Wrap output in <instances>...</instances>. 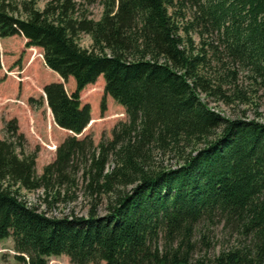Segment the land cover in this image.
<instances>
[{
  "label": "trees",
  "instance_id": "trees-1",
  "mask_svg": "<svg viewBox=\"0 0 264 264\" xmlns=\"http://www.w3.org/2000/svg\"><path fill=\"white\" fill-rule=\"evenodd\" d=\"M101 1L98 21L70 19L65 3L60 10L24 6L25 19L0 7V38L23 36L26 47L42 49L47 68L74 80L70 95L62 83L43 87L58 127L83 132L90 107L79 94L100 76L104 93L127 116L87 160L92 143L67 138L40 176L36 155L23 152L17 121L7 122V138L0 140V241L12 239L22 264H47L61 255L71 264H204L194 262L198 243L208 244L199 227L222 224L240 244L221 251L213 264H264V123L225 119L199 98L206 58L186 46L176 12L169 13L174 0ZM175 1L194 10L190 28L214 35L226 77L232 82L235 69H243L264 92V0ZM79 33L90 36L91 51L77 44ZM233 85L231 97L220 87L216 93L228 104L247 103ZM155 152H174L180 163L154 167ZM77 158L89 164L84 174L95 195L86 218L48 217L20 199V190L48 194L71 183ZM102 196L105 213L98 215Z\"/></svg>",
  "mask_w": 264,
  "mask_h": 264
},
{
  "label": "rangeland",
  "instance_id": "rangeland-1",
  "mask_svg": "<svg viewBox=\"0 0 264 264\" xmlns=\"http://www.w3.org/2000/svg\"><path fill=\"white\" fill-rule=\"evenodd\" d=\"M69 6L68 16L74 21L89 19L98 21L103 14L101 0L89 2L87 0H0V7L15 18L25 19L23 7L30 6L42 11L45 8L60 10L63 4ZM181 26L180 34L186 46L191 43V50L205 56L206 64L199 68V76L204 80L197 87L199 98L209 110L225 119H256L264 123V92L257 86L251 74L243 69L236 70V79L231 82V77L221 69V63L214 55V35L205 33L201 28L189 27L194 10L188 5L178 6L173 1L169 13ZM190 41V42H189ZM77 44L88 51L92 50V41L89 35L79 33ZM26 39L21 36L0 38V140L7 138L5 132L6 123L15 119L17 121L18 134L23 136L24 154H34L35 172L37 176L42 174L43 168L55 160L57 148L69 137L73 136L68 131L58 127L47 106L43 87L50 83H62L68 95L74 92L75 83L72 77L66 81L46 67L39 54L43 51L38 47H26ZM35 54V56H34ZM225 60V59H224ZM224 63H226L224 61ZM5 70L7 73H5ZM234 71V69H231ZM10 73H13L10 75ZM17 75V79H15ZM236 84L238 90L246 93L247 103L237 101L226 103L217 91L231 97ZM81 105L90 107V122L80 135L78 140L85 138L86 144L92 143L93 148L86 154V160L95 151L94 147L100 144L106 146L112 140V131L120 124L127 123L124 109L113 99L104 93V79L100 76L94 84L87 85L79 94ZM9 100V101H8ZM12 100L22 101L25 104H17ZM104 102L105 110L101 112V103ZM49 146V147H48ZM20 152L19 149L16 150ZM154 167L165 169L178 166L180 160L174 152L154 154ZM75 174L70 175L71 183H64L60 187L54 186L45 194L42 190H20L19 197L30 207L39 212H45L48 217H87L92 205L95 204V195L91 196L88 189V179L84 170L85 159H75L73 162ZM88 165V166H87ZM111 166L109 165L108 168ZM66 182V181H65ZM59 192V198L52 199V195ZM96 213L103 215L106 205L105 196L99 199ZM208 237V244L198 243L194 252L195 260H201L204 264H213V260L221 251L229 250L240 244L239 238L232 234L222 224H215L209 228L200 226ZM199 242V235L196 236ZM17 253L13 249L11 238L0 241V264H22L15 257ZM25 259L27 257L25 256ZM47 264H71L65 255L50 257ZM103 264V262L98 263Z\"/></svg>",
  "mask_w": 264,
  "mask_h": 264
},
{
  "label": "built area",
  "instance_id": "built-area-1",
  "mask_svg": "<svg viewBox=\"0 0 264 264\" xmlns=\"http://www.w3.org/2000/svg\"><path fill=\"white\" fill-rule=\"evenodd\" d=\"M41 56V55H40ZM41 58H42V56H41ZM5 73H7L6 71H5ZM15 103H17V104H20V105H22L23 103L22 102H20V101H18V100H13ZM49 147V146H48Z\"/></svg>",
  "mask_w": 264,
  "mask_h": 264
},
{
  "label": "water",
  "instance_id": "water-1",
  "mask_svg": "<svg viewBox=\"0 0 264 264\" xmlns=\"http://www.w3.org/2000/svg\"><path fill=\"white\" fill-rule=\"evenodd\" d=\"M44 94V93H43ZM45 96V95H44ZM69 133H71V132H69ZM72 134V133H71ZM73 136H75L76 137V135H74V134H72Z\"/></svg>",
  "mask_w": 264,
  "mask_h": 264
}]
</instances>
